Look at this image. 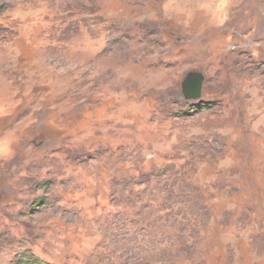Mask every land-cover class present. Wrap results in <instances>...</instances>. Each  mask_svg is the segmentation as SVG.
<instances>
[{
	"label": "rangeland",
	"instance_id": "obj_1",
	"mask_svg": "<svg viewBox=\"0 0 264 264\" xmlns=\"http://www.w3.org/2000/svg\"><path fill=\"white\" fill-rule=\"evenodd\" d=\"M29 257L264 264V0H0V264Z\"/></svg>",
	"mask_w": 264,
	"mask_h": 264
},
{
	"label": "trees",
	"instance_id": "obj_2",
	"mask_svg": "<svg viewBox=\"0 0 264 264\" xmlns=\"http://www.w3.org/2000/svg\"><path fill=\"white\" fill-rule=\"evenodd\" d=\"M183 168L184 167H181V168H177V167H169L168 169L169 170H167V171H170L166 176H165V172H163V178H166V177H168L170 180L172 179V178H174V181H175V183H177V182H185L187 179V174H186V170L184 171L183 170ZM167 173V172H166ZM157 176V175H156ZM160 177V175H158L157 176V178H159ZM174 183V184H175ZM174 184H172V185H174ZM172 185H168L169 187H173ZM131 198V197H130ZM126 200H128V199H126ZM125 199H123L122 200V202H125L126 201ZM125 205H127V202H125L124 203ZM130 217V216H129ZM151 224V223H150ZM140 225V227H141V229H139V230H136V234L137 235H139L138 236V239H133V244L138 248V249H147V251L146 252H148V248H149V245L152 243V242H155V240L154 239H152V236H150L151 235V233L150 232H148L149 231V227H150V225L149 224H140V222L139 223H137L135 226L137 227V226H139ZM132 231V230H131ZM131 231H128V229L127 230H125L124 231V234L126 235V236H129L128 234H129V232H131ZM144 238H147V241H144ZM129 239V238H128ZM128 239H126V240H128ZM130 240V239H129ZM157 245H159L160 243H159V241H157ZM162 244V243H161ZM145 247V248H144ZM150 251H152V250H150ZM141 252H143V251H141ZM26 263V261H25V259H23L22 261H21V263L20 264H25ZM28 263L29 264H46V263H44V262H42V261H39L38 259H36V258H34V257H29L28 258Z\"/></svg>",
	"mask_w": 264,
	"mask_h": 264
},
{
	"label": "water",
	"instance_id": "obj_3",
	"mask_svg": "<svg viewBox=\"0 0 264 264\" xmlns=\"http://www.w3.org/2000/svg\"><path fill=\"white\" fill-rule=\"evenodd\" d=\"M205 77L200 72H191L182 81V95L187 101H199L202 97Z\"/></svg>",
	"mask_w": 264,
	"mask_h": 264
}]
</instances>
